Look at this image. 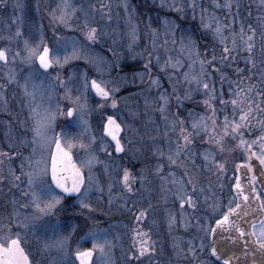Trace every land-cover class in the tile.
Returning <instances> with one entry per match:
<instances>
[{"label": "rangeland", "instance_id": "obj_1", "mask_svg": "<svg viewBox=\"0 0 264 264\" xmlns=\"http://www.w3.org/2000/svg\"><path fill=\"white\" fill-rule=\"evenodd\" d=\"M188 2L190 0H68L71 5L68 12L73 13V9L75 12L66 18V23H60L54 19L53 14L60 15L63 0H0V5H5V8L0 7V48L8 50V63L5 65L0 62V151L7 152L11 157H0L4 159L3 165H0V176L4 177L0 182V228H11L13 233L19 232L33 264H61L62 261L77 264L74 253L85 248L92 249L93 243L96 242L104 245V251L95 250L91 264H119L118 253L124 256L122 264H130V260H127L131 254L130 238L128 240L126 234L121 242L122 235L119 234L115 221L120 205L115 193L118 178L113 174L114 164L109 156L102 159L96 154L106 153L100 150L101 144L106 145L107 151L113 150L106 137L101 139L102 124L108 115H114L124 128L128 148L144 151L149 147L153 149L152 154L155 157H162L163 153L167 158L175 152L178 138V128L177 132L171 130L172 121L184 120L185 127L191 130L193 117L189 116L190 112L197 117L211 115L203 104L207 97L202 91L192 92V99L182 100L181 105H177L171 95L174 84L181 97L189 87L183 82V72L188 71L186 65L191 61L187 52H181L182 40L186 42L190 36L202 58L211 59L215 54L218 59L222 52V46L214 39L212 33L202 27V16L205 20L215 17L235 32H239L241 25L246 32L249 25L256 30L255 47L251 53V58L256 57L255 60L251 59L255 66L250 64L249 78L257 82L250 80L252 85H260L262 88L264 3L261 0H230L232 7L228 9L223 5L229 0H196L197 7L193 11L187 7ZM173 3L177 6L184 5L185 11H173L169 7ZM217 4L221 7H216ZM247 6L253 9L244 16ZM164 20L174 22L178 26L172 29L171 23L169 25V31H174V36L165 35ZM86 24L97 28L96 41L86 39ZM149 25L158 33V45L163 44L165 39L168 40L167 51L161 47L152 49L153 38ZM133 29L136 31L135 41L131 36ZM17 32L20 35H16ZM225 35H228V29H225ZM45 39L50 49L61 56L63 64L62 67L54 65L47 72L41 69L37 62L29 64L22 59L26 41L30 46H35ZM173 39L175 44L172 43ZM74 46L78 58L72 56ZM217 48L220 52L216 51ZM16 52L21 55L15 56ZM148 52L153 53L150 72L144 68ZM236 52L233 55H237ZM65 55L69 56L67 63H63ZM156 56L160 57L159 63L155 59ZM169 56L173 60H182L185 67L179 72L170 67L161 70ZM247 56L249 57L248 53ZM195 68L198 71L199 65ZM208 71L210 82L215 83L217 96L223 92L225 100L231 99L229 86L218 85L223 74L219 71L213 72L211 68ZM10 76L14 77L11 82ZM91 78L106 81L110 90H116L113 96L117 101L115 109L111 108L110 100L105 102L96 97L90 86L85 90V80L89 83ZM152 80H158L159 85L153 84ZM229 80L234 83L235 79L231 77ZM25 84L28 92L34 91L36 94L34 103L30 96L25 95ZM162 93H167L170 97L167 111L163 114L159 111ZM69 96L73 101L77 96L81 99L74 105L68 99ZM99 104H104L105 107L100 108ZM80 105L85 107L81 109ZM37 106L38 112L43 113L44 109H48L56 114L47 133L49 138L62 130L70 131L76 138L77 146L72 152L77 163L89 155L97 157L98 162L92 165L91 173L103 191L93 188L90 198L93 211L90 214L96 225L91 226L90 230L85 226V222L76 220L77 215L82 217L87 213L86 209H81L75 202V197L64 199L54 212L47 216L39 214L32 204V192L38 193L42 181L48 180V176L44 177L40 173L42 162L48 159L53 146L39 140L35 144L32 143V129L38 118L32 109ZM214 106L221 107L218 100L214 102ZM68 107L77 109L72 118L60 114L61 111L66 112ZM148 111L153 113L149 114ZM224 114L230 115L231 109L226 111L225 108L224 112L219 113L220 121L223 120ZM164 116H167V120ZM81 121L87 123L81 125ZM209 126L211 127L210 121ZM216 131L222 135L220 128ZM92 136L96 137V143L91 145V149H80L79 142L87 146ZM204 138L206 137L203 133L196 137L189 146L188 158L181 154L176 164H170L168 161L170 170L167 181H164V194L162 180L154 182L155 218L162 217L161 203L162 200L166 202L167 197L169 206L164 210V216L167 218L169 231L172 230L175 218L177 220L178 217L180 228H185L190 227L191 220H195L192 218L197 217L196 226L202 230L187 240V243L191 241L197 245L204 241L203 229L210 227L213 220L227 210L229 201L233 200L230 186L235 176L234 167L237 162L245 161L246 155L243 149L237 147L238 140L225 138L224 150L220 151L215 142L201 143ZM244 138L251 143L252 140ZM257 150L258 146L253 148V151ZM9 152H15V155ZM205 152L211 153L209 162L203 159ZM191 160H194L195 164L191 163ZM213 160L215 163L211 162ZM215 164H223L224 171H218ZM10 170L15 176H20L19 181L14 180ZM84 171L87 175L88 169L85 168ZM185 172L196 183L195 208L187 205L184 209L180 208L176 195L180 186L172 183L173 179H184L186 182L188 176H185ZM28 173H33L34 176L31 187L28 184ZM109 184L112 185L111 192ZM144 205L146 206V203ZM121 206L124 212L130 211L127 204ZM196 212H199L198 216L194 215ZM159 226L160 223L158 229ZM90 232H95L99 240L94 241L89 236ZM166 235L168 243H172V232ZM65 238L66 243L62 248L54 246L55 242ZM161 243L162 237L154 232L155 251Z\"/></svg>", "mask_w": 264, "mask_h": 264}, {"label": "snow or ice", "instance_id": "obj_2", "mask_svg": "<svg viewBox=\"0 0 264 264\" xmlns=\"http://www.w3.org/2000/svg\"><path fill=\"white\" fill-rule=\"evenodd\" d=\"M261 2L264 3V0H261ZM69 7H71V5L68 3V0H63V6L60 9V15L55 16V14H53L54 19L58 20L60 23H66V18H69L75 12V9H73V13H69ZM169 7L177 13H183L185 11L184 5L177 6L175 3H173L169 5ZM187 7L194 11L197 7L196 0H190V2L187 4ZM216 7H221V5L217 4ZM223 7L231 9L232 4L230 0L229 2H226ZM170 23L172 29L178 27L174 22L164 20L163 25L166 36H174V31H169ZM201 24L206 31L212 33L214 39H216L222 46V52L220 56L221 63L227 62L230 59L234 60L235 57L233 56V53L236 52L237 49L246 51L249 54V63H252L250 58L255 47L254 38L256 35V30L252 28L251 25L248 26L247 32L245 31L243 25H241L239 32H235L229 27V25L221 24V22L216 20L215 17H210L205 20L203 16L201 18ZM85 26L87 28L86 39L92 42L96 41L98 33L97 28L88 26L87 24ZM149 27L151 36L153 38L151 41L152 49L155 50L157 47H161L167 51L166 45L168 44V40L165 39L163 44L158 45V33L155 29H151L150 25ZM225 29H228V35H225ZM16 35H20V33L17 32ZM131 36L133 41H135V29H133ZM262 39H264V37H262ZM172 43L175 44L174 39L172 40ZM181 43V52H187L188 58L191 61L186 65L188 71L183 72V82L189 87L187 90H185L183 97H181L174 84L171 95L174 96L177 105H181L182 100L192 99V92L202 91L207 97L203 101V104L205 109L210 112L211 115L197 117L190 112L189 116L193 117L190 125L191 130L185 127L184 120H174L171 122V130L173 132H177L178 128V138L176 141L175 152L168 155L167 157L169 163L176 164L177 159L181 156V154H184L186 158H188L187 153L190 151L189 146L193 144L196 137L203 133L206 138L202 139L201 143L207 144L215 142V144L219 146L220 151L224 150L223 141L225 138L238 140L237 147L243 149L246 153V162L237 165L235 169L236 172H240L242 169H246L249 173L253 172V159L259 162L261 168H264V90L256 91L255 95L253 96L255 85H248L247 88L242 87L241 85L243 84V79H241V81L236 84V91H232L231 88L229 89V96L232 97L231 99L225 100L223 92L217 96L215 85L210 82V73L208 71L209 68H211L213 72L219 71V68L215 67L217 61L216 55L213 54L211 59L206 57L202 58L199 50L196 47L195 41H193L190 36L186 42L182 40ZM229 44H231V47H229ZM24 51L25 55L22 59L29 64L38 62L39 67L45 72H47V70L54 65L60 67L63 66L61 63V56L50 49L43 42V40H41L40 43L35 46H30L26 41ZM20 55V52L15 53V56L17 57ZM72 56L78 58L75 46L73 47ZM193 56L195 57L194 59ZM152 58L153 53L148 52V60L144 64V68L149 72ZM155 59L157 60V63H159L160 57L156 56ZM68 60L69 56H63V63H67ZM0 62H3L5 65L8 63V50L5 48H0ZM196 65H199L198 71H196ZM254 66L255 65L253 63V67ZM169 67L176 72H179L185 67V64L182 62V60H173V58L169 56L168 59L164 61L161 70ZM237 72L241 73L243 70L237 69ZM13 79L14 77L10 76L9 82H11ZM221 79L223 81V77ZM152 83L159 85L158 80H152ZM61 85H63V81H61ZM89 86L91 90L94 91L95 95L101 100L105 102L110 100L111 108L115 109L117 107V101L113 98L114 92L116 90H110L106 81H97L96 79H93L89 85L86 79L84 84L86 91L88 90ZM24 89L25 95L30 96L32 102L34 103L36 100L35 92H28L27 84H25ZM68 99L75 105L78 104L81 97L77 96L74 101L70 96ZM160 100L162 101V104L159 111L163 114L167 111L168 105L170 103V97L167 93H162L160 95ZM217 100L221 106L219 108L214 106V102ZM228 105H231V114H224L223 120L220 121L219 113L224 112V109ZM38 107L39 106L32 109V112L38 117L32 129L34 134L32 143L35 144L39 140L41 143H47L49 145L54 144L55 147L54 150L50 149L48 159L42 162L43 168L41 169L40 174L44 177H47L50 174L51 179L50 181L46 179L42 181V187L38 193L35 191L32 192V204L34 208L39 214L47 216L52 214L57 206L60 205L66 197L74 196L76 198L75 202L81 209H86L89 212L93 211L92 205L90 203L93 188H95L96 191H103L91 173L92 165L95 162H98L97 157L95 155H89L86 159L77 163V161L74 160L72 153V149L77 146L75 142L76 138L72 136L70 131L65 130H62L61 133L55 134L49 138L47 133L51 129V123L55 120L56 114L50 112L48 109H44L43 113L38 112ZM79 107L83 109L85 105H80ZM98 107L103 108L105 105L99 104ZM76 110L77 109L75 107H68L66 112L61 111L60 114L65 115L67 118H72ZM163 118L167 120V116H164ZM209 121L211 122V127L209 126ZM253 121H255V124ZM80 123L81 125H85L87 122L81 121ZM256 125H260L259 135L255 134ZM102 128L103 135L101 139L103 140L105 137L110 138V142H114V151L116 153L124 152L125 149L121 143V133L123 132V128L121 124L117 122L115 116L108 115L106 122L102 124ZM217 128L222 130V135L216 131ZM245 133L254 135L255 139L249 143L244 138ZM181 140L183 143H180ZM95 143L96 137L92 136L89 145L86 146L83 142H79V148L88 151L91 149V145ZM256 146H258V150L253 151V148ZM100 150L106 152L108 155H111V153L107 152V147L104 144L100 145ZM161 155H163V153H161ZM0 157L11 159L7 152L2 151H0ZM210 157L211 153L209 152H205L203 154V159L206 162L210 161ZM211 162L215 163L214 160ZM3 163L4 159H0V165H3ZM191 163L195 164V161L191 160ZM215 166L221 173L224 171L223 164H215ZM85 168L88 169L87 175L84 171ZM162 168L163 165H158L157 171H162ZM21 169H23V165H21ZM10 173L14 177L15 181L20 180V176H15L11 170ZM185 176H188L186 182L184 179H173L172 181L173 184L180 186L178 187L176 193L177 199L179 200V206L181 209H184L186 205L188 207L195 208L196 200L194 199V196L197 191L196 183L187 172H185ZM260 176L264 177V171L260 173ZM28 177V184L31 187L34 183L33 173H28ZM3 179L4 177L0 176V182H2ZM120 182L126 191H132L131 185L135 183V179L127 168L123 170ZM260 183L262 186H264V180H261ZM256 184V175H252L248 179L247 186L242 185L241 177L236 175L234 183L236 195L233 200L229 201L227 212L223 214L222 218L215 221V228L207 227L203 230L206 233H211L214 235L217 229H223L227 232L235 233L236 238L245 240L246 244L248 241H251V244L255 245L260 253L259 264H264V187H262L260 191H257ZM111 188L112 185L109 184V192H111ZM189 188L191 189L190 192L188 191ZM56 189H58L63 195L57 194ZM201 191H203V189H201ZM233 203L235 205L234 207L232 206ZM144 215L145 213L141 211L140 217H143ZM137 235H140L141 237H147V233H137ZM89 236L94 241L99 240V237L95 232H90ZM65 243L66 238L55 242L54 246L62 248ZM105 243H107V241H105ZM23 244V237H21L19 232L13 233L11 228H0V264H33L32 260L30 259V253L26 251ZM140 244L141 246L139 248V255L143 256L149 251V247H147L148 240L142 239ZM203 247V243H201V251L203 250ZM97 249L103 252L104 245L96 242L93 243L92 249L84 251L77 250L75 257L79 261V264H90L94 251ZM196 251L197 250L192 246L190 241L188 253L191 254L194 259L196 257ZM211 255L216 257L217 260L221 259V255H218V249L216 247L211 248ZM244 255L248 256L249 252L245 251ZM61 264H70V262L62 261ZM223 264H231V258L224 259ZM252 264H257L256 260H253Z\"/></svg>", "mask_w": 264, "mask_h": 264}, {"label": "flooded vegetation", "instance_id": "obj_3", "mask_svg": "<svg viewBox=\"0 0 264 264\" xmlns=\"http://www.w3.org/2000/svg\"><path fill=\"white\" fill-rule=\"evenodd\" d=\"M4 6L5 5L3 4L0 5V7ZM43 42L49 47L48 41H46V39L43 40ZM151 113L153 112L150 111L149 114ZM2 143L4 144L5 142ZM121 143L125 149L122 153H116L113 147V152L111 150L107 151L108 153H111V155H108L107 153L96 154L100 155L102 159H104L105 156H109L110 161H112L114 164L113 174H115V176L118 178L115 184V188L117 189L115 193L118 199L117 203L118 205H120L115 221L116 226H118L117 228L119 234L122 235V237L120 238L121 242L123 241V238L124 236H126V234H128V240L130 238L129 246L131 254L130 257L127 258V260H130V264H220V262H218L211 255L212 245L210 242V233H203L204 247L202 251L200 250V245L192 244V246L197 250L195 259L191 256V254L188 253L189 243H187V240L192 238L190 236L197 235V231L202 230L198 229L196 226L197 217L192 218L195 219L194 222H192L191 220V226L185 228H180V221L177 217V220L175 218V222L172 225V230L170 229L169 231L168 221L164 216L166 212L164 210L168 209L169 206L168 199L166 197V202L165 200H162L161 203L162 217L160 219L155 218L156 212L154 209V182L162 180V193L164 194V188H166V186L164 185V181H167L168 172L170 170L168 159L165 158L164 155H161L162 157H155L154 154H152L153 149H150L149 147H146L144 151L143 149L141 150L136 148H128L127 137L125 136L124 128L123 132L121 133ZM51 150H54V144ZM9 153L11 155H15V152ZM73 158L74 160H76L74 153ZM158 165H163L162 171H157ZM125 168L130 171L133 178L135 179V183L131 185V192L126 191L122 183L120 182V178L122 177L123 170ZM50 179L51 177L49 174L48 181H50ZM256 188L257 191H259L257 184ZM56 191L59 192L58 189H56ZM71 198H74V196L66 197L65 199L67 200ZM145 203L146 206L144 205ZM126 204L129 206V212H124L122 209L121 205L126 206ZM141 211L145 213L143 217H140ZM86 213L87 214L83 215L82 217H79L77 215L76 220L80 219L82 223L85 222V226L90 230L91 226L94 227L96 223L91 217V214L88 210H86ZM194 215L198 216L199 212L194 213ZM219 217L213 220L210 227H212L214 222ZM158 223H160L159 229ZM154 232H157L158 235L162 237V245L159 244L157 251H155V247L153 244ZM168 232H172V243H170L171 245L168 243V235H166ZM137 233H147V237H141L140 235H137ZM142 239L148 240L147 247H149V251L145 253V255L140 256L139 248L141 246L140 241ZM89 249L90 248H85L84 250ZM92 259L90 261V264L92 262ZM123 259L124 256H122L121 253H118L117 261H119V264H122Z\"/></svg>", "mask_w": 264, "mask_h": 264}, {"label": "water", "instance_id": "obj_4", "mask_svg": "<svg viewBox=\"0 0 264 264\" xmlns=\"http://www.w3.org/2000/svg\"><path fill=\"white\" fill-rule=\"evenodd\" d=\"M91 80H93V78L90 79V82ZM90 82H89V85H90ZM91 92L95 95L94 91L91 90ZM117 122L119 123L118 120ZM108 139L110 140V138ZM112 144L114 146V142H112ZM245 162L246 161L237 162L234 167V170L236 169L237 165L243 164ZM252 163H253V169H254L253 172L249 173L247 172L246 169H242L240 172L235 171V176L239 175L241 177L242 185L247 186L248 179L252 175H256L257 176V186L260 191L261 188L264 187L260 183L261 180H264V177L260 176V173L264 171V168H261V166L259 165V162L256 161L255 159H253ZM235 176H234V179L230 187L231 193L233 194L234 197L236 195L235 190H234ZM246 194H247V191H246ZM232 206L233 207L235 206L234 203L232 204ZM225 212H227V210ZM223 214L218 219L222 218ZM215 227H216V224L214 222V224L212 225V228H215ZM210 242H211L212 247H216L218 249V255H221V259L219 260H217L216 257H214L218 262H220V264H223L224 259H229V258H231V264H252L253 260H256L257 264H259L260 253L257 250V247L251 244V241H248V243L246 244L245 240L237 239L235 233H230L223 229H217L214 235L210 233ZM245 251L249 252L248 256L244 255ZM76 261L79 264V261L77 259Z\"/></svg>", "mask_w": 264, "mask_h": 264}, {"label": "trees", "instance_id": "obj_5", "mask_svg": "<svg viewBox=\"0 0 264 264\" xmlns=\"http://www.w3.org/2000/svg\"><path fill=\"white\" fill-rule=\"evenodd\" d=\"M252 9L253 8H250L249 6H247L246 7V13L244 12V16H247L246 15L247 12L249 10H252ZM216 46L219 47L218 45H216ZM263 49L264 48H262V50ZM216 51L220 52V50H218V48L216 49ZM237 52H238L237 55H233L235 57L234 60L230 59L227 62L221 63L220 62L221 53H220V56H219V58L216 61V64H217L216 67L219 68V72L221 74H223L222 76L224 78L223 81H218V85L226 84L227 86H229V88L232 89V91H236L237 90L236 89V84L239 83L241 81V79H243V84L241 86L242 87H245V88H247L248 85H252V81H255L254 79H252V78L250 79L249 78V76H250V73H249L250 64L252 65L253 63H248L249 62L248 61L249 57L247 56V52L241 51V50L240 51H237ZM250 59L255 60L256 57L254 56V57H252ZM237 69H241V70H243V72L238 73L237 72ZM231 77H233L235 79L234 80V83H231L230 82L229 78H231ZM250 80H252V81H250ZM261 80H263V77H261ZM261 90H264V81H262V88L260 87V85L259 86H256L254 88V90H253V96L255 95V92L256 91H261ZM257 99H259V98H257ZM198 100H200V99H198ZM230 109H231L230 106H228V108L226 107V111H230ZM253 123L255 124V121H253ZM255 127H256V133L255 134L256 135H259L260 134V131H259L260 125H256ZM244 137L248 138L249 140L255 139V136L254 135H249L248 133H245V136Z\"/></svg>", "mask_w": 264, "mask_h": 264}]
</instances>
